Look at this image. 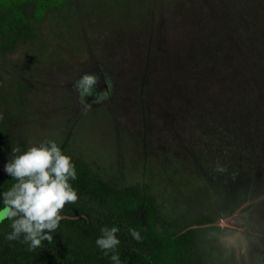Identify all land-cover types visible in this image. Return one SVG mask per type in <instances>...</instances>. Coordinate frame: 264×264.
Returning a JSON list of instances; mask_svg holds the SVG:
<instances>
[{"label": "rangeland", "instance_id": "1", "mask_svg": "<svg viewBox=\"0 0 264 264\" xmlns=\"http://www.w3.org/2000/svg\"><path fill=\"white\" fill-rule=\"evenodd\" d=\"M37 25L0 56L14 147L55 141L147 190L158 223L194 230V262L264 264V0H70Z\"/></svg>", "mask_w": 264, "mask_h": 264}, {"label": "trees", "instance_id": "2", "mask_svg": "<svg viewBox=\"0 0 264 264\" xmlns=\"http://www.w3.org/2000/svg\"><path fill=\"white\" fill-rule=\"evenodd\" d=\"M70 0H0V56L36 38L37 22L52 9H60ZM31 8V11L28 9ZM14 140L0 126V207L3 192L15 181L5 171V165L26 151L13 154ZM71 157L77 179L69 182L78 194L75 204H66L63 218L53 235L52 243L42 241L40 247L29 250L23 236L9 241L5 237L12 229L10 221L0 224V264H113L108 255L96 245L102 227L119 228L120 244L115 249L121 264H200L193 261L194 230L175 232L168 224L158 223L155 197L141 188L107 187L93 169L82 160ZM135 228L141 240L129 232Z\"/></svg>", "mask_w": 264, "mask_h": 264}, {"label": "clouds", "instance_id": "3", "mask_svg": "<svg viewBox=\"0 0 264 264\" xmlns=\"http://www.w3.org/2000/svg\"><path fill=\"white\" fill-rule=\"evenodd\" d=\"M98 83L99 77L89 73H85L74 83L79 102L85 110L91 107L86 98L93 96ZM107 98V92L95 97L96 102ZM2 118L0 114V119ZM12 153H20L19 147H13ZM5 171L15 181L12 187L2 194L0 224L6 220L10 221L12 229L5 238L12 241L23 236L24 242L29 244V250L40 247L42 241L52 243L51 233L59 227L65 205L75 204L79 199L69 182L77 179L71 157L64 154L55 141H48L13 155L5 165ZM216 171L225 172L227 169L217 163ZM100 231L102 235L97 238L96 245L105 255L113 253L110 257L113 264H121L120 256L115 252L120 244L116 236L119 228L102 227ZM129 232L135 240H141L140 233L135 228H130Z\"/></svg>", "mask_w": 264, "mask_h": 264}, {"label": "water", "instance_id": "4", "mask_svg": "<svg viewBox=\"0 0 264 264\" xmlns=\"http://www.w3.org/2000/svg\"><path fill=\"white\" fill-rule=\"evenodd\" d=\"M62 216H66V215H62Z\"/></svg>", "mask_w": 264, "mask_h": 264}]
</instances>
